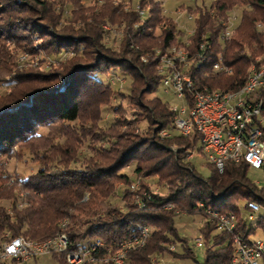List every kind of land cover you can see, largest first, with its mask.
Wrapping results in <instances>:
<instances>
[{
  "label": "trees",
  "instance_id": "obj_1",
  "mask_svg": "<svg viewBox=\"0 0 264 264\" xmlns=\"http://www.w3.org/2000/svg\"><path fill=\"white\" fill-rule=\"evenodd\" d=\"M123 1L122 4L119 0L84 4L81 0H0V37L13 39L21 36L20 32L26 37L36 34L40 38L37 44L49 51H69L88 58L85 62L70 60L65 65L66 71L40 73L42 85L0 100V154L9 151L37 127L57 119L78 118L82 96L91 95L100 83L106 85L97 77L103 68L132 69L133 76L145 85L143 90L153 93L140 105L150 124L147 134L132 138L117 133L115 140L108 138L107 145L95 148L97 158L89 156L80 165L66 167L43 164L33 172L15 175L17 188L24 191L20 197L0 182V200L7 201L0 202V240L16 235L43 240L62 227L70 249H77L79 244L94 238L111 244L92 252L98 259L96 262L83 264H114L102 260L118 251L119 238L134 234L138 224H144L150 228L147 238L141 246L126 251L123 264H151L163 254H190L185 236L178 235L173 225V210L203 214L198 204L207 211L233 213L237 219L236 230L241 234L253 232L257 226L264 233V210L257 212L253 225L248 224L234 201L237 197L243 198V207L250 200L264 201V186L249 179L246 173L250 167L244 160H225L222 171L206 160L209 169L205 175L185 160L182 153L186 148H194L204 155L199 134L196 130L186 136L179 133L172 123L170 104L154 93L160 72L155 70L159 55L153 50V46H159L164 52L171 45L184 47L188 53L196 50L197 58L187 57L188 65L184 69L191 77L190 90L234 91L243 84L251 64L264 63V0H209L207 4L201 1L186 6L193 14V24L185 40L178 38L182 31L176 26V20L161 13L162 0H137L136 7L130 5V0ZM140 8L144 15L139 14ZM237 8L238 20L233 25V33L226 39L219 38L220 18ZM20 12L25 14L19 15ZM60 17L63 21H59ZM104 21L122 27L117 50L100 41L104 31L100 25ZM201 43L205 49H200ZM84 44L90 49L85 50ZM200 51L204 54L202 61L198 57ZM218 53L227 69H212ZM115 120L111 117V123ZM163 129L169 135H160ZM262 129L264 132V125ZM165 140L174 146L170 147ZM131 161H134L132 172L136 177L142 180L143 175L157 174L163 180L165 191L149 192L148 197L131 191L128 185L132 179L120 171ZM4 177L7 175L0 173V179ZM115 181L125 184L119 195L122 205L109 200L115 194ZM140 183L147 190L143 181ZM133 194L142 198L141 206L136 204V199L132 200ZM18 201L22 203L20 206ZM166 203L169 208L164 207ZM62 218L66 223L60 225ZM214 229V220H204L198 227L205 247L200 264H231V233ZM175 243L181 247V253L169 249ZM50 255L57 264H69L60 253Z\"/></svg>",
  "mask_w": 264,
  "mask_h": 264
},
{
  "label": "rangeland",
  "instance_id": "obj_2",
  "mask_svg": "<svg viewBox=\"0 0 264 264\" xmlns=\"http://www.w3.org/2000/svg\"><path fill=\"white\" fill-rule=\"evenodd\" d=\"M81 1L84 4L95 1L97 4L102 0ZM119 1L121 4L124 3L123 0ZM136 1L130 0V5L134 7ZM201 1L204 4L209 2V0L161 1V9H163L161 13L167 14L176 20V26L182 31V34L178 37L181 40L186 39V36L192 30L193 24V14L187 11L188 9L185 7L200 4ZM238 12V8L230 9L229 11V16H235L233 19L234 26L238 20ZM20 14H25V12H20ZM189 14H191L190 17H188ZM63 16L64 13L62 14ZM62 17H60L59 21H63ZM116 24L104 21L100 25L104 29L100 41L111 45V48L114 50L119 48L122 31V27ZM104 25L108 28H104ZM233 28L231 34L233 33ZM22 33L20 32L21 36L13 39L0 37V100L2 101H5L14 94L30 90L33 86L42 85L44 82H41L43 77L40 73L66 71L67 66L65 65L70 60H77L78 62L88 60V58H84L85 56L72 55L69 51H59L57 53L49 51V48L37 44L40 38H37L36 34L26 37ZM45 38L46 36H42V39ZM153 48L156 54L159 46H153ZM84 49L88 50L90 46L84 44ZM142 58L140 59L141 61ZM98 63L101 65V62ZM111 69L104 70L103 68V72L97 74V77L106 85L100 83L92 89L91 95L82 96L80 100L81 113L78 118L72 121L57 119L48 125L37 127L25 139L13 144L9 151L0 154V173L7 175L6 178L0 179L3 185L6 184V187H11L15 193L19 194V197L23 196L24 191L17 188V182L14 179L15 175H25L33 172L38 166L43 164L45 167H49L50 164L66 167L80 165L89 156L97 158L95 148L104 143V145H107L106 139L108 138L115 140L117 133L132 138H135V135L147 134L146 129L150 124L146 121L140 105L146 99L152 97L153 93L143 90L145 85L142 80L133 76L132 69L122 66ZM155 70L157 72V69ZM154 93L162 100L176 106V108H179L183 103V100L176 95L163 92L160 85L156 87ZM138 100L141 101L139 105L137 104ZM111 117L117 119L115 123L114 121L111 123ZM116 121H119L120 124ZM165 143H168L170 147L174 146L173 143L167 140H165ZM182 154L185 160L189 161L197 172L202 175L208 173L209 166L203 154L195 150L189 155L186 151ZM158 155L157 153L154 157ZM133 166L134 161H131L120 168L121 172L127 173L132 179L130 184L132 183L134 186L130 187V184L128 185L131 191H136L138 195L142 193L149 195V192L159 194L165 191L163 180L159 179L157 174L149 173L143 175L141 177L142 180H140L132 172ZM165 169L163 168L162 171H165ZM246 174L250 180L264 186V172L261 169L248 168ZM140 181H143V185L147 190L140 187ZM124 185L120 181L114 182L115 194L110 196L109 200L111 202L122 205L119 195ZM7 190L9 189L7 188ZM138 195L133 194L132 200L135 201L136 199L137 201L138 198L136 196ZM234 201L241 208V214L245 217L248 210L243 207L244 199L237 197ZM0 202L6 204L7 201L1 199ZM173 212L175 213L173 225L178 235L185 236L190 254L174 256L163 254L159 256L160 260L167 264H200L205 247L203 245L196 246L194 244V237L199 234L198 227L204 221L203 215L198 212H186L178 208H175ZM246 221L252 225L255 223L254 218ZM62 223H66L65 218L59 221V224ZM249 237L264 238V233L260 228H255ZM174 251L181 253V247L177 243L174 244ZM33 261L34 264H57L50 254H42ZM30 262L32 261H28L26 264H30Z\"/></svg>",
  "mask_w": 264,
  "mask_h": 264
},
{
  "label": "built area",
  "instance_id": "obj_3",
  "mask_svg": "<svg viewBox=\"0 0 264 264\" xmlns=\"http://www.w3.org/2000/svg\"><path fill=\"white\" fill-rule=\"evenodd\" d=\"M162 7V6H161ZM163 9H161V12ZM224 24H231V18H227L223 24H220L219 32L223 35ZM224 39L228 35H223ZM203 49L205 45L203 44ZM186 57H193L195 59V51L186 53ZM179 60V58H176ZM216 64H224V68L228 66L222 61L220 53L216 54ZM159 85L163 92H169L172 95L185 94V103L179 106V115H173V123H177L182 128L183 120L192 121L191 132H183V134H190L193 131V122H200L204 128V140L206 143V153L213 156V165L218 169L223 163L224 159H231L234 156L248 157L251 162L261 165L264 170V132L262 126L264 125V66L256 65V74L252 79L249 87L243 92V102L236 105L234 109L221 110V103L223 101H206L202 99H195L194 93L190 92L188 86H184L183 75H179L174 70V77H166L164 72L160 69ZM254 96H261V106L251 107V99ZM190 100H197L200 102V110H191ZM176 107L170 104V110ZM255 108L263 109V117H255ZM181 109H188V116H181ZM237 116H245L244 125H235V118ZM194 148H186L184 151L189 155ZM132 184L131 187H133ZM148 197V195H146ZM142 198L137 199L136 204L142 205ZM264 199V198H263ZM165 207H170L168 203ZM198 207L202 210L204 220H214L216 222V231H226L231 233V264H264V238L249 237L250 233L241 234L236 230V222L233 220L232 214L223 212L222 214H214L205 211L201 205ZM248 211L245 214V221L250 220L253 214L258 211H263L264 207L254 206L249 202H245ZM139 229L145 228L147 225L138 224ZM255 228H259L258 226ZM138 235H129L119 238L118 254L114 258L116 263L121 258V250L126 243H133L138 245ZM251 243H258V250H251ZM194 244L196 246L203 245V238L199 233L194 237ZM111 244L104 243L101 239L94 238L88 242L79 244V252H72L69 246L65 244V235H63L55 243H46L40 247H27L22 241L17 239L16 242L9 244L7 247H0V257L9 256V263L16 260L32 261L42 255L50 254L52 252L60 253L63 257H77V254L87 249L102 250ZM169 249H174V245L170 244ZM151 264H167L159 260H152Z\"/></svg>",
  "mask_w": 264,
  "mask_h": 264
},
{
  "label": "bare ground",
  "instance_id": "obj_4",
  "mask_svg": "<svg viewBox=\"0 0 264 264\" xmlns=\"http://www.w3.org/2000/svg\"><path fill=\"white\" fill-rule=\"evenodd\" d=\"M136 7V6H135ZM139 8V7H138ZM139 14L144 15L145 12L143 9H139ZM191 15H188L190 17ZM231 18V24H224L223 28V35H228L230 36L232 32L233 25V19L235 16H225L220 18V23L223 24V22L227 19ZM106 28H108L106 26ZM218 36L221 39H224L222 33L218 32ZM200 49H203V43L199 45ZM161 49L157 48V54L159 55L158 58V71L160 72V69L164 72V75L166 77H174V70L179 74L183 75V83L184 86H191V77L188 73L184 71V69L188 65V60L186 57L187 50L184 47L178 46V45H171L168 46L167 49L164 52L160 51ZM195 51V57H196V50ZM198 57L200 60H203L204 54L202 51L198 53ZM176 58H179L177 60ZM197 58V57H196ZM260 65V64H259ZM262 66H264V63H261ZM212 69H227L224 68L223 64H216V60L212 64ZM256 74V65L251 64L250 67L248 68V73L246 75V78L243 82V84L236 90L234 91H218V90H190V92L194 93V98L195 99H202L206 101H223L227 100L226 103H221V110H229V109H234V107L240 103L243 102V92L249 87L250 83L252 82V79L254 78ZM177 97L181 98L183 100V103H185V94H178L176 95ZM261 106V96H254L251 99V107H260ZM190 108L191 110H200V102L197 100H191L190 103ZM173 115H179V108L172 107ZM181 116H188V109H181ZM255 117H263V109L262 108H255ZM173 123V121H172ZM245 124V116H237L235 118V125H244ZM173 126L177 129L179 133L182 135H189V134H183V132H191L192 129V121L190 120H183L182 122V128L179 126L177 123H173ZM193 130H196L198 132L199 136V145L201 147L202 152L204 153L206 159L213 163V156H210L208 153H206V143L204 140V128L200 122H193ZM161 135L167 136L169 135V131L166 129H163L160 132ZM194 151V149H193ZM192 154V153H190ZM231 159L237 161V160H244L250 168H256V169H261L263 172V167L261 165H258L254 162H251L248 157H241V156H234L231 157ZM225 160L229 159H224L223 163H221L220 167L218 168L219 171H222V167L224 166ZM132 186V185H131ZM18 205L20 206L22 203L18 201ZM250 204L254 206H261L264 207V201H254L250 200L247 201ZM264 210V209H263ZM207 211V210H205ZM212 212L214 214H222L221 212L218 211H208ZM227 214H232L233 220L237 223L236 216L233 213H227ZM255 214H253V217H250V220L255 218ZM64 223L60 224L63 225ZM144 225V224H143ZM150 232V228L147 225L145 228H140L139 225L137 226V231L132 234V235H138L139 233V240L140 242L138 245H133V243H126L124 245L123 249L121 250V258L118 263H116V260L112 257L118 254L117 252L110 253L109 256L99 259L102 260V262L106 263L107 261H112L114 264H123L124 263V257L125 253L129 248L132 247H137L141 246L145 239L147 238L148 234ZM63 235H65V244L68 245V237L66 232L63 230L62 227H60L59 231L56 232L53 236L47 237L46 239L43 240H34V239H29L26 238L22 235L17 236V239L19 241H22L27 247H40L42 245H45L47 242L48 243H55V240H58L61 238ZM16 242V236L10 239H4L0 240V247H7L11 243ZM109 247V246H108ZM70 249V248H69ZM251 250H258V243H251ZM94 249H87L84 250L83 252H80L77 254V257L72 259V257H65L67 263L69 264H83L84 262H96L98 259L95 258V256L92 254ZM72 252H79V248L77 249H72ZM155 260V259H153ZM9 263V256H1L0 257V264H8ZM25 260H16V261H11L10 264H24Z\"/></svg>",
  "mask_w": 264,
  "mask_h": 264
},
{
  "label": "crops",
  "instance_id": "obj_5",
  "mask_svg": "<svg viewBox=\"0 0 264 264\" xmlns=\"http://www.w3.org/2000/svg\"><path fill=\"white\" fill-rule=\"evenodd\" d=\"M34 262V261H33ZM33 262H30V264H32Z\"/></svg>",
  "mask_w": 264,
  "mask_h": 264
}]
</instances>
